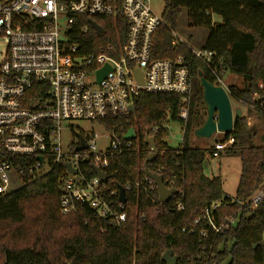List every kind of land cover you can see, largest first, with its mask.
I'll return each mask as SVG.
<instances>
[{
    "label": "trees",
    "instance_id": "1",
    "mask_svg": "<svg viewBox=\"0 0 264 264\" xmlns=\"http://www.w3.org/2000/svg\"><path fill=\"white\" fill-rule=\"evenodd\" d=\"M183 10H187L189 28L207 30L203 47L214 52L212 66L242 77L241 86H229L232 98L264 114V0H164L163 23L153 34L151 58L183 55L188 60V117L185 121L178 117V95L141 92L127 118L103 120L108 129L120 134L130 127L135 132V137L126 142L128 146L107 155L105 169L107 190L117 191L127 183L131 186L125 193L126 221L114 227L81 204L75 212L61 214L60 179L64 169L58 165L47 175L0 196V238L7 240L0 243V264H166L162 255L169 249L177 258L176 264H264V200L255 208L243 207L236 225L220 234L213 233L207 220L194 222L215 202L222 205L211 216L236 214L239 202L264 181V145L252 144V125L245 115L236 118L233 131L224 135V141L233 138L225 151L238 154L241 162L235 201L230 202L220 177L206 174L212 147L188 144L195 107L203 105L198 72L207 80L211 78L207 64L193 58L185 44L172 43V31ZM214 16L219 21H214ZM92 19L103 33L97 35L88 25L84 36L89 44L87 52L105 44L121 47L126 26L119 11ZM82 20L87 23V18ZM168 120L178 121L183 127L178 148L164 141ZM146 135L154 137L152 147L146 144ZM150 153L154 157L148 168L162 175L166 186L178 190L165 203L158 201L156 187L152 181L147 182L143 172ZM178 204L181 210L176 209ZM203 229L205 236L200 233Z\"/></svg>",
    "mask_w": 264,
    "mask_h": 264
},
{
    "label": "built area",
    "instance_id": "2",
    "mask_svg": "<svg viewBox=\"0 0 264 264\" xmlns=\"http://www.w3.org/2000/svg\"><path fill=\"white\" fill-rule=\"evenodd\" d=\"M118 11L126 26L121 47L105 44L95 52H87L89 44L84 36L90 25L88 19L113 16ZM60 16L66 19L65 27L59 24ZM82 17L87 18L86 24ZM162 23L149 0H0V41H5L0 52V196L61 165L64 169L60 179L61 214L75 212L81 204L114 227L126 221V201H119V189L107 190L106 181H100L95 169L107 175V155L128 146L129 140L122 138L124 133L108 129L103 120L127 118L132 111L128 108L133 107L141 92L178 95L181 105L178 117L182 121L188 117L191 91L188 60L183 55L151 58L152 37ZM172 34L173 44H185L174 31ZM185 45L193 58L207 64L211 78L208 81L229 92L223 79L227 71L212 66L214 52L203 46L192 49ZM105 64L110 70L98 82L97 71ZM135 69L142 74V83L137 82ZM63 120L101 122L110 133L108 143L98 151L96 133L85 136L78 132L85 140V149L74 150L79 144L76 135L63 149ZM232 143V137L215 141L211 157H217ZM84 162L88 165H83ZM66 164L76 172L69 173ZM146 179L148 183L151 181ZM134 185L140 187L138 182ZM123 189L124 193L130 191V184ZM229 197L230 202L235 201L234 196ZM263 200L264 181L246 200L239 202L241 207L235 215L211 216L222 205L215 202L194 222L207 220L213 233L220 234L236 225L243 207L255 208ZM176 209L181 210L182 205L178 204ZM200 233L207 234L204 229Z\"/></svg>",
    "mask_w": 264,
    "mask_h": 264
},
{
    "label": "rangeland",
    "instance_id": "3",
    "mask_svg": "<svg viewBox=\"0 0 264 264\" xmlns=\"http://www.w3.org/2000/svg\"><path fill=\"white\" fill-rule=\"evenodd\" d=\"M149 5L152 11L161 16L164 9V0H149ZM187 10H183L182 14L177 20V26L174 29V35L179 38L180 41L187 44L192 49H199L202 47L206 39L207 30L205 28H189L187 25ZM214 21H219L218 17L214 16ZM59 24L65 27L66 19L63 16L59 18ZM5 48V41H0V52ZM239 76V75H238ZM224 83L240 85L241 79L233 78L230 72H226L223 76ZM229 99L232 108L236 106V100L229 94ZM244 113L248 112V119L253 118L254 124L251 127V133L253 134L252 144L264 145V114L257 112L252 108H245L242 106ZM195 117L192 122L191 132L188 138V144L191 147L208 149L213 147L215 141H224L223 133H214L208 138L196 137L194 130L192 129L201 120L204 121L206 118V112L204 104H198L195 107ZM198 113L199 117L196 115ZM247 114V113H246ZM167 129V135L164 141L171 148H178L181 144L183 127L180 122L168 120L165 125ZM78 132H82L85 136H90L92 133L97 134V147L98 151L103 150L105 145L108 143V136L110 133L104 128L103 124L98 121L90 122L86 120H63L61 126V138L62 147L66 149L67 146L75 140V135ZM206 172L208 174H220L222 181V188L225 194L233 197L235 195L238 178L241 169L240 157L238 154H230L225 150L220 151L217 158H211L206 160ZM5 238H0V243L6 244ZM224 262L223 264H226Z\"/></svg>",
    "mask_w": 264,
    "mask_h": 264
},
{
    "label": "water",
    "instance_id": "4",
    "mask_svg": "<svg viewBox=\"0 0 264 264\" xmlns=\"http://www.w3.org/2000/svg\"><path fill=\"white\" fill-rule=\"evenodd\" d=\"M88 23L95 30L97 34L102 33V28L92 19H88ZM110 70L108 64H105L100 70L97 71V80L98 82L105 76V74ZM133 74L138 83H142V74L138 69L133 70ZM199 77V85L202 89V101L204 104L206 118L202 125L194 129V135L196 137L208 138L212 134L218 132L229 134L233 131V124L236 118L241 117V109L240 108H232L229 92H227L223 87L218 85H213L210 81H208L202 74V72H198ZM129 111L133 110V107L128 108ZM251 119H249V125L251 124ZM76 137L79 139V144L74 148L75 151H80L85 149V140L80 133L76 134ZM135 137V132L132 127L128 128L126 132L123 134L122 138L124 140H131ZM145 142L150 147L154 144V137L146 135ZM154 154L150 153L144 162V175L150 179L157 190L158 201L161 203L167 202L173 195L178 193L176 188L166 187L163 181L162 175L151 171L147 164L153 159ZM41 159V157H39ZM66 169L69 173L74 174L76 171L74 168L70 166V164H66ZM95 173L100 179V181L105 182L107 180V175L100 171L99 169H95ZM120 202H125L126 197L124 193L123 187H119V197ZM162 260L166 264H176L177 258L173 255L172 251L166 250L162 255ZM13 264V263H8ZM72 264V263H68Z\"/></svg>",
    "mask_w": 264,
    "mask_h": 264
},
{
    "label": "crops",
    "instance_id": "5",
    "mask_svg": "<svg viewBox=\"0 0 264 264\" xmlns=\"http://www.w3.org/2000/svg\"><path fill=\"white\" fill-rule=\"evenodd\" d=\"M207 35V34H206ZM203 45H204V43H203ZM202 45V46H203ZM231 76L233 77V78H239V79H241V83H240V85H234V84H228L227 83V86L229 87V86H241L242 85V82H243V80H242V77L241 76H238V75H236V74H232L231 73ZM230 93V92H229ZM236 106L235 107H233V108H240L241 109V115H245V116H247L248 115V112H246V113H244V111H243V108H242V106H244V105H241L237 100H236ZM245 108H247L246 106H244ZM248 109V108H247ZM248 117V116H247ZM249 119H251V124L250 125H253L254 124V119L253 118H249ZM249 119H248V121H249ZM220 153V152H219ZM212 157H208L207 159H208V161H209V159H211ZM213 158H217V157H213ZM206 174L208 175V176H210V177H220V179H221V176H220V174H216V175H213V174H208L207 172H206Z\"/></svg>",
    "mask_w": 264,
    "mask_h": 264
}]
</instances>
